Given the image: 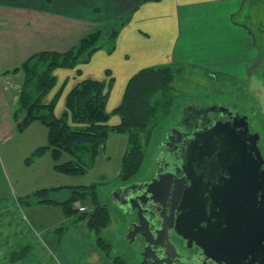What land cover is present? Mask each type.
Wrapping results in <instances>:
<instances>
[{"label": "crops", "instance_id": "crops-1", "mask_svg": "<svg viewBox=\"0 0 264 264\" xmlns=\"http://www.w3.org/2000/svg\"><path fill=\"white\" fill-rule=\"evenodd\" d=\"M250 1L0 0V213L3 214L0 237H4V250L0 252L3 259L12 249L33 245L27 237L32 234L36 240L40 233V244L46 245L49 253L62 251L65 264H96L94 260L97 264H114L111 256L98 246L99 235L95 230L98 237L93 241L91 255H86L83 263L79 257L75 258L76 253L71 252L67 240L80 239L82 234L76 227L67 231L65 226L75 223L78 215H67L62 205L23 206L20 200L42 190H53L54 197L64 202L71 197L68 191L71 188L116 182L130 147L127 135L112 133L100 148L92 169L78 176L58 172L52 150L29 161L39 148L48 145L49 129L38 121L22 132L18 129L23 116L17 120V111L26 81L20 70L23 64L39 53H66L94 30L128 16L113 52L103 49L78 68L56 70L57 86L47 101L60 94L57 116L65 112L69 92L83 79L113 83L109 112L122 105L130 80L148 68L192 66L210 77L243 80L261 65L262 57L256 45V38L262 35L253 32L254 27L247 22L253 7ZM100 10L106 14L98 16ZM119 122L118 116L111 119L112 124ZM70 160L69 155L63 154L61 163ZM81 222L89 227L87 221ZM46 258L48 254L33 255L34 262L39 264Z\"/></svg>", "mask_w": 264, "mask_h": 264}, {"label": "trees", "instance_id": "trees-1", "mask_svg": "<svg viewBox=\"0 0 264 264\" xmlns=\"http://www.w3.org/2000/svg\"><path fill=\"white\" fill-rule=\"evenodd\" d=\"M129 18L127 16L101 26L66 53H39L23 64L20 70L25 74L26 81L17 111V120L23 116L18 129L22 132L35 121L49 129L48 145L39 148L29 161L52 150L58 172L84 175L94 166L99 150L107 143L109 136L112 133L125 134L129 137L130 147L119 179L132 183L142 178L140 172L147 157L146 149L160 136L158 129L163 127L174 99L172 84L178 74L185 73V67L168 65L142 70L130 80L122 105L113 112L108 110L113 83L107 81H78L69 92L65 112L60 117L56 114L60 94L47 101L57 86L56 70L78 68L103 49L113 52L116 39ZM114 116L120 118L119 123H111ZM63 154L69 155L71 160L61 163ZM68 191L71 197L64 202L54 197L53 190H42L21 199L20 203L23 206L62 205L67 215H78L81 221L88 216L79 214L77 205L86 203L92 209L87 225L100 235L112 219L108 206L99 197V185ZM97 243L106 255H111L112 246L108 241L99 236ZM32 248L31 244H23L9 252L7 260L10 263L25 258L28 260ZM122 262L119 258L114 259V264Z\"/></svg>", "mask_w": 264, "mask_h": 264}, {"label": "water", "instance_id": "water-1", "mask_svg": "<svg viewBox=\"0 0 264 264\" xmlns=\"http://www.w3.org/2000/svg\"><path fill=\"white\" fill-rule=\"evenodd\" d=\"M213 132L214 130L208 134L204 132L201 140L195 139L188 157L194 161L201 157L207 159L215 156L220 161L219 165L222 164L220 166L223 168V183L216 190L208 187V199L205 198V189L198 179L195 183L190 182L191 185L188 183L187 187H190V190L185 192L187 197L183 205L184 237L188 239L187 231L195 237H200L199 246L202 252H209V256L221 264H242L244 261H248V264H264V158L257 141L250 143L252 135L249 122L241 132L235 134L227 132L219 139ZM175 173L176 171L170 169L163 171L156 176L154 184L146 183L145 186L149 191H153L150 188L156 183L159 186L156 194L161 200L171 198L175 201L177 207L171 210L173 216L171 223L172 227L177 228L175 227V221L178 219L177 208L179 210L182 204L183 194L177 185ZM167 183L174 184L168 191L165 186ZM138 185L140 183L119 188L113 194L114 204L119 208L129 205L132 207L131 213L134 212L138 217V222L133 224L134 229L129 235L132 242L137 234L144 237L152 234L154 239L153 225L146 222L150 209H145L141 197L128 196L125 203L117 200L118 194L122 195L126 190ZM259 191L262 195L260 204L257 198ZM217 197L221 199L220 203L215 202ZM156 234L157 243L165 246L161 242L166 236L164 229L159 228ZM181 238L182 235L174 232L170 238L171 247L176 248ZM146 242L151 246L153 240L147 239ZM143 255L147 257L148 254ZM189 259L184 260L192 264Z\"/></svg>", "mask_w": 264, "mask_h": 264}, {"label": "rangeland", "instance_id": "rangeland-1", "mask_svg": "<svg viewBox=\"0 0 264 264\" xmlns=\"http://www.w3.org/2000/svg\"><path fill=\"white\" fill-rule=\"evenodd\" d=\"M95 3L100 6L103 5L102 2ZM249 3H252L253 7L251 17H247V22L251 27L255 28L252 29L253 32L257 31L262 35L256 38V45L262 52L261 65L254 68L252 74H248V78L243 80H233L227 76L210 77L207 73L196 70L192 66L189 68L186 66L185 73L183 75L178 74V78L172 84L171 91L174 99L165 122L162 124L163 127L158 129L160 136L146 149L147 157L140 172L142 175L141 181H145L155 174L157 169L156 158L159 153L158 147H160V144L165 139L167 132L179 123L182 118V110L188 103L198 106L222 104L224 106L237 107L239 114L250 123L251 130L259 141L258 145L261 147L264 157V0H251ZM247 8L249 12V4ZM98 14V16H104L106 12L100 10ZM122 183L124 182L119 179L107 185L99 184L100 198L103 203L110 206V213L112 215L111 224L103 229L99 236L112 245L110 256L113 260L119 258L123 261V264H142L143 256L140 253L138 244L132 243L129 238L131 223L134 221V217H127L114 204L113 194ZM2 215L0 213V216ZM0 222H3L2 219H0ZM72 228L79 230L82 236L79 235L80 239L76 238L74 241L69 239L67 242L71 246V252L76 253L75 258L79 257L80 262L82 261L83 263L87 257L86 255H91L93 241L98 236L95 231L84 226L78 219V216L75 223L65 226L67 231L68 229L71 231ZM31 235L27 237V239L33 241V248L30 251L31 257H28V260L25 258L26 260L10 263L7 260L10 253L4 257L7 260L4 261L1 256L3 254L0 252V264H35L37 263L33 259V255L35 254L40 257L41 254L49 255V258H46L43 264H65L61 258L63 255L62 251L59 254V249H56V254L49 253L48 247L39 242L38 236H40V233L36 235L38 244H36V240ZM42 238H45V235H42ZM3 244L4 237L1 236L0 245L2 248H0V251L4 250ZM14 250L12 249L11 251ZM93 263L97 264V261L94 260Z\"/></svg>", "mask_w": 264, "mask_h": 264}, {"label": "flooded vegetation", "instance_id": "flooded-vegetation-1", "mask_svg": "<svg viewBox=\"0 0 264 264\" xmlns=\"http://www.w3.org/2000/svg\"><path fill=\"white\" fill-rule=\"evenodd\" d=\"M247 123L245 118L239 114V111L237 112V107L235 106H224L222 104L198 106L188 103L182 110V118L179 123L167 132L165 139L160 144V147H158L159 153L156 158L157 169L155 174L145 181L139 179L136 182H139L140 185L126 190L122 195L121 193L117 195V200L121 203H125V198L128 196H139L145 209H150L146 222L153 225L154 239L152 234H149L148 237L137 234L134 241L135 243L138 241V248L143 256L142 264H191L184 260L185 258L189 259V257L192 264H221L212 259L209 256V252H202L203 250L199 246L200 237H195L194 234L188 231L186 232L188 239L184 237L185 218L183 216L185 211L183 205L186 203L185 199L187 197L185 192L190 190V187H187L188 183L191 185L190 182L195 183L198 179L205 189L206 199L209 198L208 187L216 190L217 187L221 186L223 183L222 164H220L221 166L219 165L220 161L215 156L207 159L201 157L196 159L197 161H192L189 159L188 153L191 146L195 143L194 140H199L204 132L208 134L214 130L213 135H216L219 139L223 137L222 134L227 132L231 134L241 132L247 127ZM249 128L252 135L250 143H255V141L258 143L257 137L253 134L251 127ZM258 147L263 155L261 147L259 145ZM169 152L171 153L169 154ZM168 169L176 171L175 176L178 179L177 185H179L181 194H183L182 204L179 206V210L177 208L178 219L175 221V227L177 228L172 227L171 223L173 218L171 210L175 207V201L171 200V198H167L166 201L163 198L161 200L156 194L159 190V186L156 183L150 188L153 191H149V188L145 186L146 183L152 182L154 184L156 176ZM165 186L168 191L174 184L167 183ZM261 197V191L257 192L259 204L262 201ZM215 202L220 203L221 199L217 197ZM257 207L259 206L257 205ZM131 208L129 205L125 208L118 207L127 217H134V221L131 223L132 229L133 224L138 222V217L134 212L131 213ZM159 228L161 230L164 229V233L166 234L164 239H161V242L165 246L157 243L158 236L156 231ZM150 232H152L151 229ZM174 232L182 235V240L179 241V245L176 248L171 247L170 241ZM145 239L153 240L151 246H148ZM144 253L148 254L147 257L143 255ZM242 264H248V261H244Z\"/></svg>", "mask_w": 264, "mask_h": 264}, {"label": "built area", "instance_id": "built-area-1", "mask_svg": "<svg viewBox=\"0 0 264 264\" xmlns=\"http://www.w3.org/2000/svg\"><path fill=\"white\" fill-rule=\"evenodd\" d=\"M78 209H79V211L81 212V213H83V214H89L90 213V207L89 206H87V205H80L79 207H78Z\"/></svg>", "mask_w": 264, "mask_h": 264}, {"label": "bare ground", "instance_id": "bare-ground-1", "mask_svg": "<svg viewBox=\"0 0 264 264\" xmlns=\"http://www.w3.org/2000/svg\"><path fill=\"white\" fill-rule=\"evenodd\" d=\"M215 197V196H214ZM215 201H216V198H215Z\"/></svg>", "mask_w": 264, "mask_h": 264}]
</instances>
